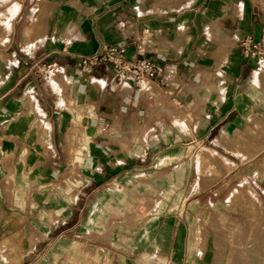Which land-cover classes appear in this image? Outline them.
Segmentation results:
<instances>
[{
  "label": "crops",
  "instance_id": "0c3cea01",
  "mask_svg": "<svg viewBox=\"0 0 264 264\" xmlns=\"http://www.w3.org/2000/svg\"><path fill=\"white\" fill-rule=\"evenodd\" d=\"M33 10L34 36L27 43L21 0L0 12L6 20L0 29V240L28 222L30 202L32 207L39 205L41 192L47 195V186L59 175L54 166L57 159H85L90 153L91 160L100 159L104 168L125 173L147 155L193 156L202 130L207 133L217 118L227 116L235 106L230 83L220 91L207 84L231 54L226 48L239 49L241 58L236 56L230 63L241 65L244 58H257L243 56L237 40L250 36L264 41V0H41ZM9 21L11 31L22 33L16 40L9 38ZM217 38L223 44L218 45ZM116 43L125 45L128 59L152 58L168 85L152 82L138 89L129 73L111 65L91 73L78 66L80 55ZM25 46L31 51V66H25ZM48 63L54 70L51 85L35 74V68L41 72ZM263 73L264 64L253 75L259 93ZM172 96L181 104H174ZM198 100L209 103L200 107ZM171 107L178 112L169 113ZM232 131L239 132L238 128ZM228 134L224 129L221 136L227 139ZM131 150L133 155H128ZM119 158L124 160L114 163ZM220 167L219 156H203L199 171L211 176ZM257 172L264 177V168ZM259 185L264 187V181ZM152 202L149 197L147 206ZM194 227L180 212L163 217L150 245L163 258L161 264H196L201 251ZM47 229L27 231L31 233L22 240L33 247L36 233L49 234V223ZM258 231L250 233L246 226L241 238L231 240L226 253L217 255L216 264L237 245L246 264H264L259 248L244 249ZM10 245L7 258L15 257L20 264L26 247L14 238ZM145 262L152 264L153 258Z\"/></svg>",
  "mask_w": 264,
  "mask_h": 264
},
{
  "label": "rangeland",
  "instance_id": "374dc122",
  "mask_svg": "<svg viewBox=\"0 0 264 264\" xmlns=\"http://www.w3.org/2000/svg\"><path fill=\"white\" fill-rule=\"evenodd\" d=\"M15 1L0 0V12ZM40 2L21 0L26 43L34 36L33 8ZM237 10L240 15L241 6ZM3 20L0 18V29ZM11 24L9 21V38L16 40L22 33L11 31ZM208 35L214 34L209 31ZM216 37L219 38L217 34ZM218 38L217 44H223ZM233 46L228 45L226 49H231V54L207 84L220 91L230 83L234 109L217 118L207 133L202 130L193 156L179 159L176 155L169 158H162L160 153L154 157L147 155L134 161L125 173H119L117 168H104L100 159L91 160L90 153L85 159H57L54 166L59 175L47 186V195L41 192L39 205L32 207L30 202L28 222L0 240V264L17 262L15 257L6 256L11 251L12 238L26 247L20 264H147L145 259L149 256L153 258L152 264H161L163 258L150 245L163 217L177 212L187 216L191 227L195 226L201 251L196 264H216L217 255L226 253L231 240L241 238L246 226L250 233L259 228V233L244 249L259 248L264 253V187L259 185L264 177L257 172L258 168H264V73L260 77V93L253 81L254 71L264 64V59L244 58L241 65H231L236 56L241 58L239 49ZM24 51L25 66H31V51L27 46ZM35 69L38 70L35 74L45 77L51 85L54 70L47 69L46 73L45 68L41 72ZM222 98L219 96L218 101ZM198 103L202 107L209 102L198 100ZM171 109L169 113L178 112L174 107ZM233 128L239 132H233ZM224 129L229 130L227 139L221 136ZM59 144L65 151L63 143ZM133 153L131 150L128 155ZM216 155L221 159L220 170L211 176L203 175L199 171L202 157L212 159ZM123 160L119 158L114 163ZM236 191L239 193L235 197ZM149 197L153 202L147 206ZM48 223L49 234L36 233L34 246H26L22 237L27 231L34 232L37 227L48 230ZM241 250V245H237L219 263L223 264L225 259L228 264H246Z\"/></svg>",
  "mask_w": 264,
  "mask_h": 264
},
{
  "label": "built area",
  "instance_id": "2783aa9c",
  "mask_svg": "<svg viewBox=\"0 0 264 264\" xmlns=\"http://www.w3.org/2000/svg\"><path fill=\"white\" fill-rule=\"evenodd\" d=\"M237 41L243 56L257 58V61L264 59V41H254L250 36ZM125 50L126 47L123 43L104 45L100 51L93 54L80 55L77 64L81 70L87 73H91L99 66L111 65L116 71L129 73L134 86L138 89L148 88L152 82H157L163 86L168 85L162 69L152 58L128 59L125 57ZM51 68L52 64H46L45 72L47 73V69L50 70ZM172 101L176 105L181 104L175 96H172Z\"/></svg>",
  "mask_w": 264,
  "mask_h": 264
},
{
  "label": "bare ground",
  "instance_id": "6f19581e",
  "mask_svg": "<svg viewBox=\"0 0 264 264\" xmlns=\"http://www.w3.org/2000/svg\"><path fill=\"white\" fill-rule=\"evenodd\" d=\"M239 198V197H238ZM241 200V199H240ZM254 255V254H253ZM260 258V257H259Z\"/></svg>",
  "mask_w": 264,
  "mask_h": 264
}]
</instances>
